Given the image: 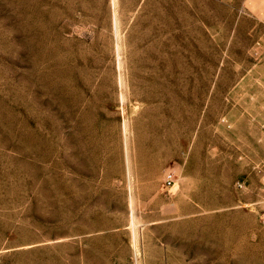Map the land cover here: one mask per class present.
I'll return each mask as SVG.
<instances>
[{"label": "rangeland", "instance_id": "obj_1", "mask_svg": "<svg viewBox=\"0 0 264 264\" xmlns=\"http://www.w3.org/2000/svg\"><path fill=\"white\" fill-rule=\"evenodd\" d=\"M0 264H264V0H0Z\"/></svg>", "mask_w": 264, "mask_h": 264}, {"label": "bare ground", "instance_id": "obj_2", "mask_svg": "<svg viewBox=\"0 0 264 264\" xmlns=\"http://www.w3.org/2000/svg\"><path fill=\"white\" fill-rule=\"evenodd\" d=\"M112 1H114V0H112ZM115 52H116V59H117V66L118 67H120V60H121V55H120V44H119V41L116 39V41H115ZM118 85H119V87L120 88H122L123 89V85H124V79H123V76H122V74L121 73H118ZM122 91V90H121ZM123 92V91H122ZM123 93H120V99H122L123 98V95H122ZM122 131H124V141H126V136L125 135H127V125L126 124H124L123 125V130ZM125 159H126V162H127V164H126V168H127V171L129 172V162H128V159H129V156H128V151H127V144L125 143ZM129 187H130V184H129ZM131 199H132V197L130 196L129 197V202H131ZM134 220V219H133ZM131 221H132V219H131ZM135 222V221H134ZM139 225V224H138ZM130 226H132V224L130 225ZM133 227H135L134 225H133ZM130 232H131V230H130ZM131 235H132V239L133 240H135L136 239V237H135V233H134V231L132 230V232H131ZM138 236V235H137ZM132 240V241H133ZM137 240V239H136ZM136 240L134 241V242H136ZM137 245V244H136ZM133 252H134V255L136 256V258H137V254H138V250L136 249V247L134 246V248H133ZM138 263V262H137Z\"/></svg>", "mask_w": 264, "mask_h": 264}, {"label": "built area", "instance_id": "obj_3", "mask_svg": "<svg viewBox=\"0 0 264 264\" xmlns=\"http://www.w3.org/2000/svg\"><path fill=\"white\" fill-rule=\"evenodd\" d=\"M164 181L167 187L171 186V183L173 182L171 174H168Z\"/></svg>", "mask_w": 264, "mask_h": 264}]
</instances>
